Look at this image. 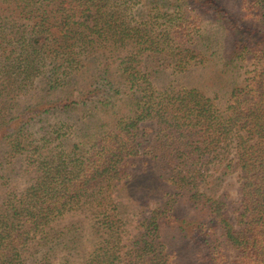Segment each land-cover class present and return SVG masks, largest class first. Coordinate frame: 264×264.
<instances>
[{
  "label": "trees",
  "instance_id": "1",
  "mask_svg": "<svg viewBox=\"0 0 264 264\" xmlns=\"http://www.w3.org/2000/svg\"><path fill=\"white\" fill-rule=\"evenodd\" d=\"M194 6L231 29L229 60L256 47L217 0H0V264H173L166 229L210 264H264V70L223 110L154 82L203 62ZM234 174L235 208L218 193ZM123 193L159 204L142 219Z\"/></svg>",
  "mask_w": 264,
  "mask_h": 264
},
{
  "label": "rangeland",
  "instance_id": "2",
  "mask_svg": "<svg viewBox=\"0 0 264 264\" xmlns=\"http://www.w3.org/2000/svg\"><path fill=\"white\" fill-rule=\"evenodd\" d=\"M217 2H220L227 12H235L234 23L238 27H242V33L244 30H247V33H243L245 43L249 41L252 45H256V47L251 51L246 49L242 59L235 58L229 60V57H227L228 47L234 39L231 29L227 24L221 25L219 21L214 19L210 8L200 11L198 6H194V20L197 21L196 24L198 25L194 26H196L197 33L199 35L202 34V39H205L209 45L207 50H203V47L198 44V50L204 51L202 53L204 54L203 62L192 63L184 71H164L156 77L154 82L160 89L170 85V82H172L173 86H178L179 88H196L206 96L212 97L217 107L223 110L233 88L243 86L245 83L256 86L257 84L255 83L258 80L259 74L264 70V16L260 0H217ZM212 5H215V2H211L209 7H213ZM136 6H134L132 11L136 12ZM133 17H137V14L134 13ZM196 35H194L193 39L196 38ZM42 87V83H36L34 88L22 94L19 97L20 105L32 103L41 94ZM225 190L228 191L230 196L228 201H232L233 208H235L239 199L238 182L235 174L226 178L221 183L218 193L220 194ZM135 195L136 193L126 196L123 193L119 197L126 207L125 213L128 211L127 214H130L134 208L139 209L138 206L142 205L141 215L143 219L148 216L151 209L159 204L158 198L153 197L149 199L148 203L140 205L137 203L138 200ZM178 207L185 208L181 205H178ZM131 216L133 217L128 221L127 231L133 233L136 216ZM77 217L83 218L84 214L80 211L77 213ZM81 225L85 226L86 222L83 220ZM164 232V243L169 251L172 250L173 264H202L205 261V264H210V261L207 259L210 250L207 249L206 245H202V242L199 245L196 244V235L193 230L187 229L185 232H182L181 229L180 231L177 229H166ZM88 233L89 230L85 229L82 237V241L87 249L90 248L89 241L86 242V239L89 237ZM226 253L227 257L221 263L211 262V264L239 263V257L235 251L229 250Z\"/></svg>",
  "mask_w": 264,
  "mask_h": 264
}]
</instances>
